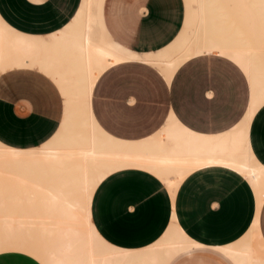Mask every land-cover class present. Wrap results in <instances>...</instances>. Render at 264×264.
<instances>
[{"label":"bare ground","instance_id":"obj_1","mask_svg":"<svg viewBox=\"0 0 264 264\" xmlns=\"http://www.w3.org/2000/svg\"><path fill=\"white\" fill-rule=\"evenodd\" d=\"M94 1L80 0L70 20L46 34L48 39L20 31L0 15V74L13 68H37L57 84L67 104L77 102L67 109L58 133L42 147L21 151L0 143V252H29L45 264H169L174 255L198 245L176 224L161 242L142 252L108 244L91 220L96 186L114 171L136 168L163 181L174 197L191 172L222 166L248 180L256 194L257 215L248 235L220 250L235 264H264L258 228L264 166L252 153L249 140L254 115L264 105V39H260L264 38V0H192L197 5L192 34L157 61L126 56L105 38H95ZM226 2L240 3L251 26L249 33L254 32L252 26L256 31L259 26L260 42L245 37L246 28L245 32L233 29L237 24L231 18L237 17L226 11ZM205 55L229 60L247 80L246 112L229 129L198 133L171 112L155 134L127 141L97 123L92 89L107 68L137 61L152 66L170 83L180 66Z\"/></svg>","mask_w":264,"mask_h":264},{"label":"crops","instance_id":"obj_2","mask_svg":"<svg viewBox=\"0 0 264 264\" xmlns=\"http://www.w3.org/2000/svg\"><path fill=\"white\" fill-rule=\"evenodd\" d=\"M79 3L0 0V15L14 28L43 38L63 27ZM95 4L96 0L93 7ZM185 19V0H104L102 11L108 37L123 50L141 56L171 46ZM97 24L98 20L94 28ZM187 62L170 83L158 70L137 61L107 68L92 89L97 123L108 134L127 141L155 134L171 112L198 133L223 132L238 123L249 99L241 71L215 55ZM37 70L13 68L0 74L3 146L21 151L40 148L62 126L65 98L57 84ZM249 140L252 153L264 166V105L254 115ZM256 212L257 198L248 180L222 166L191 172L174 197L152 173L120 169L98 183L90 204L97 232L108 244L123 250L145 251L161 242L176 224L198 247L174 255L169 264H235L220 249L242 240L244 232L252 228ZM258 225L264 242V202ZM4 251L0 252V264H44L29 252Z\"/></svg>","mask_w":264,"mask_h":264},{"label":"rangeland","instance_id":"obj_3","mask_svg":"<svg viewBox=\"0 0 264 264\" xmlns=\"http://www.w3.org/2000/svg\"><path fill=\"white\" fill-rule=\"evenodd\" d=\"M33 1H38V0H33ZM186 2V19H185V23H184V27L182 29V32L180 33V35L178 36V38L174 41V43L169 46L168 48L158 52V53H155V54H148V55H144V56H141V55H138V54H135V53H132V52H128V51H125L123 50L122 48H120L118 45H116L109 37L108 35L106 34L105 30H104V26H103V20H102V11H103V4H104V0H96V4L94 5L93 7V11L96 15V19L98 20V24L95 26L94 28V33L96 35V38L98 40L102 39V38H105L111 45H113L115 48H117L121 53H123L124 55L126 56H135L137 58H140V59H144V60H152V61H157L160 59V57L166 53H173L176 49V47L180 44V42L183 40L184 37H186L187 35H191L193 30H194V24H193V12H194V9L197 8V5L195 3H193L192 0H185ZM226 6H227V12H229L230 14L233 15V18L234 17H237V18H234L235 20H233L231 18V21L234 22V24H237L236 27L233 26V29L236 31H244L247 29L246 31V35L245 37H250L252 40L255 39V42L256 44L258 42H260V40L258 39V37H256V32L259 31V26L257 27L256 26V29L257 31L255 30L254 26H252V30L254 32H252L253 34H255L254 37H252L253 34H250L251 33V26L249 25V23L247 24V22L245 21L244 19V11H243V8L241 7H238V6H241L240 3L236 2L233 4V6H230V4L228 2L225 3ZM231 8V9H230ZM225 11V12H226ZM238 15V16H237ZM244 20V21H243ZM236 21V22H235ZM245 24V25H243ZM249 25V26H248ZM253 25V24H252ZM242 26V27H241ZM246 28V29H245ZM232 29V31H234ZM250 32V33H249ZM258 34H260V31L258 32ZM257 34V36H259ZM44 35V34H43ZM248 35V36H247ZM46 39H48V36H45ZM261 37V36H259ZM249 38V39H250ZM260 39H264V38H260ZM264 41V40H263ZM264 56V55H263ZM262 56V59L264 61V58ZM36 70V69H35ZM39 71V70H37ZM40 73L44 74L45 76H48L47 73L43 72V71H39ZM169 75H171V73H169ZM61 93V92H60ZM62 96V94H61ZM63 98V96H62ZM82 99V98H81ZM84 100V98L82 99ZM77 105V102H71V104H67L66 103V111L68 108H74L75 106ZM64 109H65V105H64ZM149 173V172H148ZM153 175V174H152ZM166 189L169 193V195H172L169 191V189L167 188L166 186ZM249 232L248 231H245L244 232V235H248ZM5 252V251H4ZM35 256V255H34ZM39 260H41L43 263L44 261L36 256ZM45 264V263H44Z\"/></svg>","mask_w":264,"mask_h":264}]
</instances>
